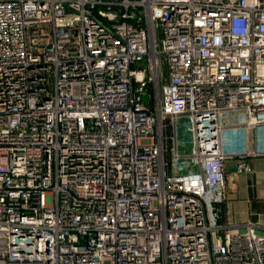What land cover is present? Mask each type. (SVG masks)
Masks as SVG:
<instances>
[{"label":"built area","instance_id":"obj_1","mask_svg":"<svg viewBox=\"0 0 264 264\" xmlns=\"http://www.w3.org/2000/svg\"><path fill=\"white\" fill-rule=\"evenodd\" d=\"M230 111L264 125V0H0V264H264Z\"/></svg>","mask_w":264,"mask_h":264},{"label":"crops","instance_id":"obj_2","mask_svg":"<svg viewBox=\"0 0 264 264\" xmlns=\"http://www.w3.org/2000/svg\"><path fill=\"white\" fill-rule=\"evenodd\" d=\"M244 118L242 111H230L223 120L224 147L235 155L226 159L228 176L227 200L222 204L223 210L229 212L233 224L252 221L258 230L264 233V125L248 129L241 125ZM233 126H237L236 132ZM181 151H190L191 137L179 135ZM248 163L255 170L256 184L250 183L248 174H238L240 163ZM222 221L225 220L222 218ZM225 223V222H224Z\"/></svg>","mask_w":264,"mask_h":264},{"label":"rangeland","instance_id":"obj_3","mask_svg":"<svg viewBox=\"0 0 264 264\" xmlns=\"http://www.w3.org/2000/svg\"><path fill=\"white\" fill-rule=\"evenodd\" d=\"M139 66L140 67H145L146 64L143 63V64H140ZM178 132H179V135H181L183 137L185 136L186 133H188L187 126H186V124L184 123L183 120H180L179 121V124H178ZM188 171H189V167L184 168V169H179V172H188ZM252 171L253 172L255 171V170H253V167H252ZM253 172L248 173V176L251 177L250 178L251 180H250V183H249L250 185H251V181H253V184H256V176H255V174H252ZM242 174H244V173H242ZM263 184H264V182H263ZM227 192H228V176H227ZM223 219L225 220L224 221L225 223H232V220H233L232 217L229 215V212L227 213V211H225V210H223Z\"/></svg>","mask_w":264,"mask_h":264},{"label":"water","instance_id":"obj_4","mask_svg":"<svg viewBox=\"0 0 264 264\" xmlns=\"http://www.w3.org/2000/svg\"><path fill=\"white\" fill-rule=\"evenodd\" d=\"M144 100H147V96L146 95L144 96Z\"/></svg>","mask_w":264,"mask_h":264}]
</instances>
